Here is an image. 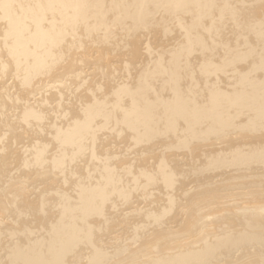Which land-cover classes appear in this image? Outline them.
Returning a JSON list of instances; mask_svg holds the SVG:
<instances>
[{
    "label": "bare ground",
    "instance_id": "bare-ground-1",
    "mask_svg": "<svg viewBox=\"0 0 264 264\" xmlns=\"http://www.w3.org/2000/svg\"><path fill=\"white\" fill-rule=\"evenodd\" d=\"M0 264H264V0H0Z\"/></svg>",
    "mask_w": 264,
    "mask_h": 264
}]
</instances>
